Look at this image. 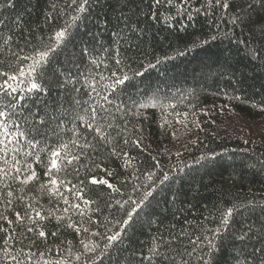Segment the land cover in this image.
<instances>
[{
	"label": "trees",
	"instance_id": "obj_1",
	"mask_svg": "<svg viewBox=\"0 0 264 264\" xmlns=\"http://www.w3.org/2000/svg\"><path fill=\"white\" fill-rule=\"evenodd\" d=\"M150 2L91 0L88 12L80 14L81 19L71 27L69 37L52 57L55 73L43 64L31 77L42 85L41 89L30 91L25 82L20 83L18 95L0 91V110L11 115L9 128L13 132L29 131L28 139L35 137L36 141H42L40 147L45 151L41 156L45 161L48 151L45 146L74 139L73 128H80L81 142L93 140L94 134H89L77 119L88 120L90 107L97 108L104 117L101 124H112L105 130L115 139L118 149L132 158V167H121L122 159L109 158L107 148L90 153L101 155L103 167L113 171L115 176L107 177L99 170L96 174L109 179L120 192L90 183L83 186L84 197L95 201L89 207L97 209L89 212L94 223H85L84 227L102 234L90 237L101 248L108 229L122 233L93 264H172L173 257L181 264L178 253L192 251L191 242L196 240L202 241L201 249L206 250L207 240L213 239L210 230L219 226L217 209L226 210L234 204H242L243 208L238 209L230 225L215 238V243L221 245L214 249L216 264H262L264 59L250 57L241 41L257 49H261L264 42L254 37L248 27L231 24L221 10L194 13L190 19L183 13L177 15L175 9H161L160 19H156L151 15ZM235 2L240 3V0ZM0 3L4 5L0 7V37L12 36L7 46L0 40V72L9 75L31 64V60L21 62L16 56L34 55L33 49L40 47L41 40L47 43L54 30L70 23L69 16L75 15L67 8L70 0H14V7H9L6 0ZM204 3L206 0H191L192 7H201ZM47 14L55 19L47 21ZM169 15L172 20L166 21L164 17ZM212 36L216 39H210ZM194 40L207 43L185 51ZM257 55L264 56V50ZM164 56L172 59L157 64ZM117 60L122 62L119 66ZM149 64L156 66L149 68ZM114 71L129 77L115 90L107 87L114 79ZM137 71L142 74L134 75ZM5 79L7 77L0 75V87ZM21 80L26 81V77L9 83L15 87ZM104 96H108L111 103H106ZM16 101L19 102L13 115L7 105ZM42 119L48 123L37 135L33 125H39ZM137 135L142 138L139 147L133 143L124 145L125 140L135 139ZM13 141L9 148L15 146L31 151L26 140L18 135ZM200 157L203 159L196 163ZM5 158L10 159V156ZM18 159L23 157L18 156ZM28 160L41 177L40 182L46 181L44 166L33 157ZM81 163L89 164V161L82 157ZM0 167H3L2 161ZM76 167L72 165L56 174L68 185V189L61 188V191L70 199L71 186H81L80 182L86 177L83 168L76 175L73 171ZM148 173H152L151 180ZM164 173H169L171 178L161 183ZM153 182V195L138 210L139 214L134 215L126 230L118 227L116 221L121 220L125 212L116 201L130 197L139 200ZM136 186L138 190L134 191ZM38 188L39 182L29 186L31 194L37 197V207H67L62 201L37 192ZM17 195L22 193L17 192ZM26 200L36 203L31 196H26ZM109 202L111 208L106 207ZM15 210L24 211L19 203ZM0 213L15 220L3 204H0ZM72 220L80 221L81 217L72 214ZM43 223L49 233L43 240L31 233L26 234L28 238H21L22 228L18 224L8 225L0 220V227L9 230L12 238L7 246L13 254L21 248L25 253L45 252L38 264H43L44 259L52 264L65 257L71 259L68 249L79 248L81 238L88 242L89 234L78 235L67 227H61L60 234L53 237L50 233L57 231L58 222L50 219ZM245 233L247 237L241 241ZM4 236L0 231V256L5 246ZM32 240L36 243H31ZM154 244L160 245L157 249L160 257H153L151 261L144 259L153 256L150 250ZM165 256L169 259L165 260ZM199 256L200 250L192 256L183 255L182 259L188 264H201ZM0 264L12 262L0 260ZM72 264H84V261L72 260Z\"/></svg>",
	"mask_w": 264,
	"mask_h": 264
},
{
	"label": "snow or ice",
	"instance_id": "obj_2",
	"mask_svg": "<svg viewBox=\"0 0 264 264\" xmlns=\"http://www.w3.org/2000/svg\"><path fill=\"white\" fill-rule=\"evenodd\" d=\"M9 7H14V0H6ZM199 2V0H197ZM91 0H70V3L67 5V8L74 12L75 15H70V23H65L63 26H58L56 30L52 33L48 42L45 43L43 40L40 41V47L34 48V55L30 54L28 56H16L15 58L21 60H31V64L28 65V68L25 69L22 66L18 68L16 74L9 75L8 72H0V75L7 77L4 84L0 87V91H5L7 94L9 91L11 93H16L18 95L17 89L19 88L20 83H27L29 90L41 89L42 85L38 84L31 79L32 74L37 70V67L43 64H47L49 68L52 69L55 73V68L52 66V57L57 54L60 46L64 44L66 39L69 37V31L73 25L81 19V13H87L89 10V5ZM4 5L0 3V7ZM161 9L164 11H170L175 9L177 15L181 13L185 14L188 18H192L193 14H199L202 11H215L221 10L222 13L229 17V22L233 25H244L248 27L254 37H258L262 42H264V0H240V3H236L235 0H206V3L202 4L201 7H192L191 0H151L150 2V12L153 17L160 19ZM51 14L46 15L47 21L54 20ZM166 21L172 20V16H165ZM210 39L215 40L216 37L212 36ZM3 45L7 46L12 40V36L0 37ZM207 41L194 40L192 42L191 48H186L185 51H190L192 48L199 47L201 44H206ZM246 46L248 54L250 57L255 59H264V56L257 55V53L264 50V44H262L261 49L253 48L248 46L247 41H241ZM31 47V45H29ZM184 53H180L183 55ZM172 59V57L164 56L157 60V64L162 63L164 60ZM122 62L120 60L116 61V64L119 66ZM156 65L149 64L148 67L152 68ZM47 70V69H46ZM142 73L137 71L134 73L136 76H140ZM18 77H26L25 80L19 81L15 87L9 83V81H17ZM114 77L111 84H108L107 87L115 90L116 86L124 84L125 81L129 79L126 74L121 72L119 75L116 71L112 73ZM101 80L104 79L103 76L100 77ZM98 83V81H97ZM63 87V85H61ZM104 101L106 103H111L108 96H104ZM16 102H10L7 105L8 109L12 110L14 115V110L17 107ZM79 103V102H78ZM145 107V105H141ZM106 111V109H104ZM130 114V113H126ZM139 113H137L138 115ZM82 122L84 128L89 130V134L93 135V140L84 139L81 142V132L80 128H73L72 135L74 139L69 140L67 143H60L55 146H45L48 148L47 151V160L41 156V153L45 151V148L40 147L42 141H36L35 137L28 139L29 131H20L13 132L9 128V121L11 120V115L6 110H0V161L3 162V167H0V204H3L7 211H11L15 217V220L9 218L8 215L0 213V220L6 221L8 225L18 224L21 226L22 231L19 233L21 238H28L27 233L33 234L38 240L46 239L49 233L46 232V225L43 223L46 220L55 219L58 222L59 227L57 231L51 232L50 235L57 237L60 234L61 227H67L73 230L76 234H89L87 239L88 242H85V238H81L79 241V248L73 250L69 248L71 259L65 257L63 260H56L55 264H72V260L77 262L84 261V264H93L94 260H99L105 255L107 249L117 242L122 233L121 231H112L108 229L107 235L103 236L105 243L101 248L100 244L91 240V236H100L101 233L90 232V229L84 227L85 223L92 224L94 223L91 216H89L90 211H96L97 209H92L89 206L94 204L95 201L91 199H86L83 193V186L86 184L106 186L107 189H111L114 192H120V189L117 188L114 184L110 183L109 179L104 178V176H98L96 170L103 172L107 177H114L115 173L103 167V159L101 155L93 156L90 153L100 152L102 149L107 148L108 156L116 157L123 160L121 167L131 168L132 167V158L128 155L126 151L118 149L117 143L114 138L111 137L110 133L106 132V128H111L112 124H101L100 121L104 119L100 115V112L97 108L90 107V116L88 120H85L84 117H77ZM47 121L42 119L39 122V125H33L37 135H40V128L47 125ZM167 124V121H165ZM124 131V129H122ZM19 136L21 139L26 140L27 145L31 148V151L22 150L20 147L9 148V144H13V137ZM142 142L141 136L137 135L135 139L124 141V145L129 143L135 144L137 147L140 146ZM15 143H19L16 141ZM71 146V147H70ZM78 149V151H76ZM12 153H15L14 155ZM10 156V159L5 158ZM18 156H22L23 159H18ZM29 157H33L35 162L42 164L45 168L43 173L44 176L48 179L44 182L41 181V177L38 175L33 164L28 160ZM82 157L89 161V164L81 163ZM203 157H200L196 160V163H200V160ZM72 165H77L73 169L76 175H79L81 168L84 169L86 173L85 180L81 181V186L72 185L69 191L71 192V199L68 195H64L61 191V188L68 189V185L63 179H60L56 174L58 172H65ZM159 165H157L158 167ZM90 174V175H89ZM148 179H152V173H148ZM169 173H164L160 180L161 183L170 180ZM39 182V188L37 192L50 196L53 199H58L62 201L64 207L62 209H45L42 206L37 207V197L32 195L29 191V186L33 183ZM18 184L19 187L14 188L13 185ZM155 188V182L145 190L139 200H132L131 197L128 200L116 201V204L119 206V209L125 212V216L121 220H117L116 224L118 227L125 229L126 226H129L134 219V215H138L142 208V205L153 195ZM138 190V186L134 187V191ZM17 192L22 193V195H17ZM26 196H31L32 201L36 203L28 202ZM79 201V202H77ZM19 203L24 211L15 210L16 204ZM249 204L252 202L249 201ZM106 207L111 208V202L106 204ZM243 208L242 204H234L230 207H227L226 210L217 209L220 212L219 217V226L211 231L213 239L207 240L206 250L201 249L202 241L196 240L192 241L193 244L192 251L185 252L181 255V264H188L187 261L182 259L183 255L192 256L198 250H200V256L198 259L201 261V264H216L214 259L216 253L215 248L221 247L215 243V238L218 233L221 232L223 228H226L230 225V220L238 214V209ZM58 212L60 214H58ZM69 214V215H64ZM72 214L79 215L81 217L80 221L74 222L72 220ZM86 218V219H85ZM0 231L5 233L3 237L5 246L2 249L3 255L0 256V260L11 261L12 264H25L27 261L28 264H38L39 260L45 256V252L41 251L37 254L35 253H25L23 248L13 254L12 250L7 246V241L12 238L8 235V228L0 227ZM249 231H251L249 229ZM15 235V233H13ZM247 237V233L240 237L241 241ZM173 239H175L173 237ZM31 243L35 244L36 241L32 240ZM69 245L72 244V241L67 242ZM161 243H163V237L161 238ZM159 244H154L151 248L153 254L152 257H144V259L152 260L153 257H160L158 252ZM48 251H51L49 249ZM256 251H260L257 249ZM91 254V255H88ZM210 254V255H209ZM165 260L169 257L165 256ZM172 259V264H177L175 258ZM43 264H52L51 261L47 259L43 260ZM264 264V262H262Z\"/></svg>",
	"mask_w": 264,
	"mask_h": 264
}]
</instances>
